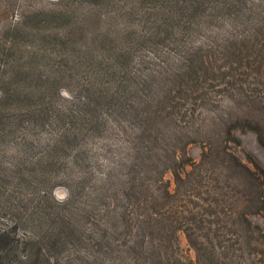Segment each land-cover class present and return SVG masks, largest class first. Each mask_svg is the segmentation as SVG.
I'll list each match as a JSON object with an SVG mask.
<instances>
[{
  "label": "rangeland",
  "instance_id": "374dc122",
  "mask_svg": "<svg viewBox=\"0 0 264 264\" xmlns=\"http://www.w3.org/2000/svg\"><path fill=\"white\" fill-rule=\"evenodd\" d=\"M247 1L254 10L242 7L225 14L210 0H203L195 9L196 17L186 23V42H213L215 47L208 53L207 70H201L189 87L181 79L172 78L153 86L161 108L156 121L145 128L143 138L161 162L163 159L159 157L171 155L175 148L179 157L187 154L192 158L195 168H220L223 155L219 154L215 164L208 161L210 154L202 162V148L222 152L226 146L241 161H246V153L264 168V148L258 144L254 132L234 130L240 148L223 142L229 124L248 121L264 132V0ZM164 3V0H0V230L9 232L14 239L10 252L0 251V260L46 264L48 257L50 264H96L91 261L95 248L85 241L75 245L72 238L73 242L53 250L47 240L38 242L39 236L54 234L59 229V224L51 223L56 215H50V211L61 214L76 206L72 192L78 173H98L107 168L128 141L124 130L139 121L131 114L109 115L110 127L101 134L94 130L84 139L57 137L52 141L54 130L42 123L33 102L37 94L47 91L46 79L52 71L60 73L68 69L69 64L64 61L81 63L88 53L98 54L101 49L103 52L102 34L109 32L122 41V30L139 24L130 15L132 9ZM159 51L161 59L175 68L176 62H171L174 49L161 47ZM84 70L78 76L77 68L71 73L80 84L90 81ZM49 82L50 94L59 92L50 102L55 100L56 107L60 103L65 105L62 99L71 102L74 83L68 82L66 76ZM11 89L22 93L8 97ZM167 91L171 92L170 101L162 104L158 97L167 96ZM28 92L35 94L27 97L24 94ZM68 102L67 107L71 106ZM121 120L122 127L116 122ZM184 145L185 155L180 153ZM79 151L82 154L76 160ZM83 152L89 155L90 162L82 159ZM152 154L144 155L142 167L164 168L165 165L152 162ZM113 164L116 165L111 168H124L119 160ZM41 200V207L36 209V201ZM251 219L264 229V214ZM178 238L183 255L193 258L184 236L180 233ZM33 248L43 255H33ZM253 260L254 264H264L260 254ZM236 262L237 259L230 264Z\"/></svg>",
  "mask_w": 264,
  "mask_h": 264
},
{
  "label": "trees",
  "instance_id": "16d2710c",
  "mask_svg": "<svg viewBox=\"0 0 264 264\" xmlns=\"http://www.w3.org/2000/svg\"><path fill=\"white\" fill-rule=\"evenodd\" d=\"M164 1L165 5L154 6V10L132 9L130 15L135 16L139 24L124 28L122 41L109 32L102 34L103 52L101 49L98 54L88 53L81 63L64 61L69 64V72L68 69L60 73L52 71L46 79L49 93L44 91L35 96L37 115L54 130L52 141L57 137L84 139L94 130L101 134L110 127L109 115L131 114L139 121L124 130L128 141L115 156L124 168H111L116 165L114 160L101 172H79L72 192L76 206L61 214L50 211V215H56L51 223L59 224V229L54 234L40 235L38 242L45 239L53 250H60V246L70 242L76 245L85 241L95 248L91 261L96 264H230L236 259V264H254L253 257L258 254L264 261V229L251 219L264 214V168L258 162L246 153L243 162L233 152H228L230 148L226 146L222 152L203 147L200 161L208 159L210 154L208 161L215 164L220 154L223 155L222 163L218 164L221 166L195 168L196 163L186 154L185 145L180 148V153L186 154L183 158L174 148L171 155L159 157L163 159L161 162L144 142L143 132L156 121L161 108L153 86L172 78L181 79L189 87L201 70H207L208 53L215 47L213 42L189 44L184 40L185 25L196 17L195 9L203 0ZM210 3L223 9L225 14L242 7L254 10L247 0H210ZM155 9L158 11L154 12ZM161 47L174 49L171 62H176L175 68L168 65V60L161 59ZM76 68L77 76L86 68L84 72L90 76L87 84H80L71 74ZM65 76L68 82L74 83L75 93L69 96L71 102L62 99L65 105L60 103L56 107L55 100H49L59 92L55 90L50 94L49 80L55 82ZM20 93L11 89L8 97ZM170 93L167 91V96L158 97L162 104L170 101ZM67 102L71 106L67 107ZM116 122L122 127V120ZM235 129L254 132L258 144L264 148L262 128L248 121L229 124L223 138L225 145L233 143L240 148V141L233 134ZM81 154L79 151L76 160ZM145 154H152V162L165 167L143 168ZM82 159L91 161L84 152ZM41 202L36 201L34 207L39 209ZM180 233L193 258L183 255ZM13 245L10 233L0 230V251L10 252ZM32 253L36 257L43 255L35 248ZM45 263L50 264V258L47 257ZM0 264L15 262L4 258Z\"/></svg>",
  "mask_w": 264,
  "mask_h": 264
}]
</instances>
